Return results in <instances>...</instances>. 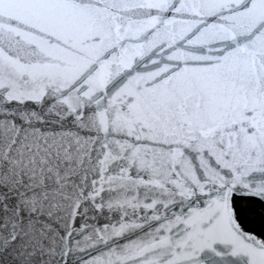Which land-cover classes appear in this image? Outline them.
<instances>
[{"label": "snow or ice", "instance_id": "snow-or-ice-1", "mask_svg": "<svg viewBox=\"0 0 264 264\" xmlns=\"http://www.w3.org/2000/svg\"><path fill=\"white\" fill-rule=\"evenodd\" d=\"M0 264H264V0H0Z\"/></svg>", "mask_w": 264, "mask_h": 264}]
</instances>
